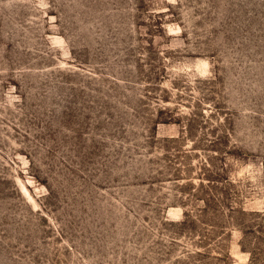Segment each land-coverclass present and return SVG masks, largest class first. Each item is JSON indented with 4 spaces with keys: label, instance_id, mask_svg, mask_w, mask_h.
<instances>
[{
    "label": "rangeland",
    "instance_id": "1",
    "mask_svg": "<svg viewBox=\"0 0 264 264\" xmlns=\"http://www.w3.org/2000/svg\"><path fill=\"white\" fill-rule=\"evenodd\" d=\"M0 264H264V0H0Z\"/></svg>",
    "mask_w": 264,
    "mask_h": 264
}]
</instances>
